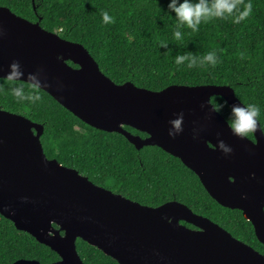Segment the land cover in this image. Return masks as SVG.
I'll return each instance as SVG.
<instances>
[{
    "label": "water",
    "instance_id": "95a60500",
    "mask_svg": "<svg viewBox=\"0 0 264 264\" xmlns=\"http://www.w3.org/2000/svg\"><path fill=\"white\" fill-rule=\"evenodd\" d=\"M40 20L0 6V77L18 60L25 74L39 71L50 85L42 90L82 122L119 133L138 150L157 146L178 158L219 205L242 211L264 244V132L256 118L254 140L233 135L211 102L220 96L229 106L243 104L234 89L170 85L153 91L130 81L115 83L82 44L44 29ZM179 112L184 130L173 139L168 121ZM43 130L25 115L0 107V215L54 251L59 260L51 264H85L77 239L118 264H264L263 254L177 200L144 205L49 158ZM218 139L231 146V154L218 149ZM12 264L41 263L20 259Z\"/></svg>",
    "mask_w": 264,
    "mask_h": 264
},
{
    "label": "trees",
    "instance_id": "16d2710c",
    "mask_svg": "<svg viewBox=\"0 0 264 264\" xmlns=\"http://www.w3.org/2000/svg\"><path fill=\"white\" fill-rule=\"evenodd\" d=\"M169 0H0L15 14L61 38L82 44L101 71L115 83L127 81L160 91L170 85H227L244 104L259 109L257 120L264 132V0H239L251 4L239 23L231 17L202 21L196 31L178 25L167 10ZM113 17L103 22L101 11ZM179 30L181 36L174 37ZM166 45V47H162ZM190 51L197 58L212 51L216 63H174L176 54ZM71 64V63H70ZM25 88L27 90L26 82ZM0 82V107L25 115L44 126L41 143L45 154L76 169L96 185L148 206L177 200L194 213L216 222L254 249L264 252L252 224L240 210L219 205L199 178L178 158L157 146L138 150L126 137L95 129L62 107L40 89L35 103L18 102ZM220 96L211 102L228 121L230 107L219 109ZM125 129L146 137L131 127ZM253 139V133L248 134ZM186 224L185 222H182ZM191 226L189 224H186ZM77 251L85 264H118L81 239ZM26 259L41 264L59 260L49 247L17 230L0 215V264Z\"/></svg>",
    "mask_w": 264,
    "mask_h": 264
},
{
    "label": "clouds",
    "instance_id": "9594fccd",
    "mask_svg": "<svg viewBox=\"0 0 264 264\" xmlns=\"http://www.w3.org/2000/svg\"><path fill=\"white\" fill-rule=\"evenodd\" d=\"M167 10L173 14L178 25L186 26L193 31H196L198 25L204 21L207 22L212 18H228L231 17L233 23H239L245 19L250 11L251 4H244L240 7L239 0H169L167 4ZM101 16L103 22H110L113 17L109 15L108 11L102 10ZM174 37L179 38L181 32L179 30L173 33ZM166 47V45H162ZM60 60L61 57L57 56ZM187 61V67L192 68L197 62L203 64H215L216 55L214 52H206L199 61L193 54L188 51L184 53H177L174 57V63L182 64ZM8 71L4 76L0 77V82L8 85L7 90L18 102L35 103L41 99L40 89L50 87L47 81L40 79L39 71L37 72H25L21 68V64L18 60H12L8 65ZM26 82L27 90L25 88ZM227 101H221L219 109L223 108ZM230 107V118L228 119V127L231 133L239 138H245L250 132H252L257 125V114L259 109L254 104H232ZM184 113L179 112L174 118L168 121V136L175 139L183 132ZM198 135L197 129H193V139H196ZM218 149L225 155L232 153L230 145L226 144L223 139L217 140ZM22 200H27V197H22ZM5 211L10 209L5 208ZM264 212V207L261 208Z\"/></svg>",
    "mask_w": 264,
    "mask_h": 264
},
{
    "label": "flooded vegetation",
    "instance_id": "af4514ba",
    "mask_svg": "<svg viewBox=\"0 0 264 264\" xmlns=\"http://www.w3.org/2000/svg\"><path fill=\"white\" fill-rule=\"evenodd\" d=\"M251 139V138H250ZM252 140H254V137H253V139ZM196 175V174H195ZM197 176V175H196ZM242 212V211H241ZM197 214V213H196ZM200 215V214H199ZM250 222V221H249ZM251 223V222H250ZM184 224V223H183ZM252 224V223H251ZM186 225V224H185ZM190 225V224H189ZM188 226V225H187ZM190 228H195L194 226H189ZM252 227H253V229H254V226H253V224H252ZM254 234H255V231H254ZM255 236H256V234H255ZM236 238V237H235ZM257 238V237H256ZM237 239H239V238H237ZM240 240V239H239ZM258 240V239H257ZM242 241V240H241ZM244 242V241H243ZM245 243V242H244ZM261 243V242H260ZM247 244V243H246ZM249 245V244H248ZM264 245V244H263ZM252 247V246H251ZM256 250V249H255ZM258 251V250H257ZM258 252H260L261 254H263L264 255V252H261V251H258Z\"/></svg>",
    "mask_w": 264,
    "mask_h": 264
}]
</instances>
